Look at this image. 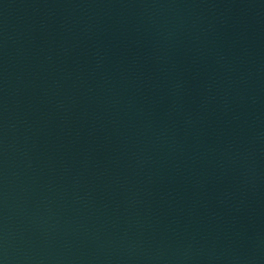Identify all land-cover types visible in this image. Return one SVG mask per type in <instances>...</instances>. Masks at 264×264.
<instances>
[{
  "label": "water",
  "instance_id": "water-1",
  "mask_svg": "<svg viewBox=\"0 0 264 264\" xmlns=\"http://www.w3.org/2000/svg\"><path fill=\"white\" fill-rule=\"evenodd\" d=\"M0 264H170L0 137Z\"/></svg>",
  "mask_w": 264,
  "mask_h": 264
}]
</instances>
